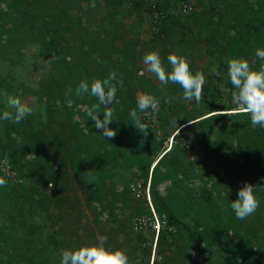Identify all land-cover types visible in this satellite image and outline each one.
Wrapping results in <instances>:
<instances>
[{"label": "trees", "instance_id": "obj_1", "mask_svg": "<svg viewBox=\"0 0 264 264\" xmlns=\"http://www.w3.org/2000/svg\"><path fill=\"white\" fill-rule=\"evenodd\" d=\"M68 1L0 0V59L7 57L14 68L19 63L16 57L20 55L18 48L21 47V42L31 38L38 42L39 61L44 64V68L49 66L51 73L60 69L64 73L56 77L51 75L40 79L36 88L23 89L22 94L32 95L37 101L36 106L39 105L47 113L52 108L51 103L54 104L55 109L52 114H58L60 107L65 108V126L68 129L67 136L62 134L57 137L51 133L32 132L30 126L36 119L32 115L19 124L11 120H0V162L5 160L13 173L9 178L0 171V178L6 180V188L0 187V264H60V250L72 248L77 236L76 231L79 232L81 219L72 212L76 200L65 194L66 192L71 194V177L75 179L89 212L94 215L90 224L97 228L100 236L114 233L116 238L120 226H127L123 222L128 214L132 217L131 220L141 216L152 220L154 213L158 222H162L164 227L158 230L151 264H164L165 254L170 256L171 262L173 260L178 264H264V239L246 219L239 220L235 217L229 198L236 197L222 193L218 188L212 193L210 189L197 187V182L206 184L210 179L205 169L209 164L206 163L204 168L200 169L202 163L198 158L195 161H190L188 158L190 153L196 156L204 155V149L210 144L206 135L211 132V125L218 123L216 134L220 144L219 151H216L217 158L221 164H225L224 170L228 175L232 167L245 172L246 179H249L250 184L254 186V194L259 205H262L260 213L256 210L251 216L263 219L264 223L262 215L264 128L253 129L249 116L243 112L214 113L234 109L233 107L216 109L218 105H212L209 100L202 98L204 107L194 111L192 118L180 119L181 128L178 132L173 125L169 126L168 117H160L161 110L156 112L157 120H161L158 122L162 133L159 135L157 132L156 137L152 134L150 137H144L141 146L150 147V150L156 154L169 136H172L174 143L168 150L161 151L151 170L148 188L151 207L144 198L135 199L131 196L128 180L132 178H127L126 184L120 187H115L112 181L107 179L101 182L99 187L95 184L93 179L102 176L103 168L110 171L117 166L113 165L112 161L109 163L105 161L109 156L107 152L106 155L94 157L89 155V158L85 155H65L69 147L72 149H74L72 145L77 147L78 142L73 140L75 134L86 133L91 129L90 122L81 109L87 110L92 104L98 103L95 97L87 94L82 98L75 96L74 87L78 86L82 79L90 84L93 78L102 80L107 78L110 72H115L116 80H123L122 87L117 84L116 100H119L121 95L130 100L134 99L137 87L134 85L131 89H127L130 88V77L127 76L126 66H131L137 56L135 45L131 42H137V35L140 33L138 25L135 26L138 28H134L135 31L130 27L124 29L120 23L112 19L114 26L111 25L112 29L108 30L109 27L100 25L102 22L93 25L94 21L90 17L85 20V25L88 27L86 32L84 25L79 27L77 25L79 16L70 13V10L72 8L76 13L81 14L80 6L83 3L89 6V2L92 5L93 0ZM203 1L205 9L209 11L207 14L210 24L207 20L205 23L210 25V31L204 34L202 42L208 60L212 62L218 59L216 65L211 64L215 72H227V62L230 59L243 58L248 61L250 53H254L258 48L264 49V0ZM56 2H62L61 8L59 11H52L50 6ZM169 2V0H156L150 3L145 0H104L101 3V0H94L95 6H90V11L95 16L103 7L108 9L105 17L110 19L129 17L131 12L143 9L152 21L153 12L157 11L161 13L162 18H159L160 21L158 19L156 22L153 21L152 26L149 25L152 30L150 42L156 46H165L166 43L163 41L165 34L177 25L180 26L178 17L168 15L166 11ZM180 3L190 4L188 0H180L177 8ZM123 4H127L128 7L121 11ZM242 7L245 8L241 9ZM193 13L191 16H185L187 22L204 15ZM165 16L167 18L163 19ZM204 19L203 17L202 20ZM222 22L227 24L223 27ZM181 26L184 30L185 26L183 24ZM230 27L235 29L233 35L227 33ZM187 29L191 32L189 25ZM222 29L229 36L224 37ZM79 31H83L84 35L87 34L83 42L78 46H68L61 33L75 37ZM130 33L134 34L131 38ZM184 35L187 37L188 34L183 33ZM77 37L79 38L80 35ZM235 38H240L241 42L238 44ZM152 49L145 48V51L148 53L153 51ZM10 55L13 57L9 58ZM114 55L118 59L113 60ZM224 56L228 59L220 60ZM94 59L99 60L94 73L89 75L82 73L80 69L88 66ZM203 70L205 71V67ZM7 81L4 77H0V114L4 111L14 112L13 109L7 108L6 97L2 93L6 91L9 95L15 96L16 88L21 87L17 85L19 87L15 88L9 80ZM67 84L74 88L71 106L67 103L69 98L66 95ZM227 84L232 91L229 78ZM216 94L219 95L218 90L210 97ZM46 100L50 104L46 103ZM122 103H124L122 108L130 106L128 103L125 104V100L121 105ZM112 105L110 107L114 110L115 122H112L109 128L119 132L118 121L123 122V114L125 116L129 111H123L121 105L118 107ZM130 107L131 110H138L135 105ZM76 114L84 116L85 120H73ZM95 131L98 130L95 128ZM189 133L192 137L188 135ZM92 135L101 136L100 133L93 134V132ZM40 136L43 139L39 141ZM107 139L102 137L100 142L103 143L101 147L104 151L115 140V138L110 141ZM30 145L31 148L27 149L26 146ZM90 145H93V142ZM30 152L36 155H30ZM252 154L253 157L255 156L253 160L250 158ZM54 161L61 163L58 162L59 167ZM147 161L146 165L139 167L143 186L146 183L151 160ZM67 164L70 173L61 170ZM88 171L90 174L85 175ZM49 184L52 185L51 190L56 189L54 192L53 190L51 192ZM6 203H9V207ZM138 237L142 239L143 233H139ZM78 246L80 244H77ZM105 246L111 247L108 241ZM141 248L145 251L142 255L146 256L145 263H147L150 244L149 246L142 244ZM195 253L197 255H194ZM129 262L135 264L133 261L129 260Z\"/></svg>", "mask_w": 264, "mask_h": 264}, {"label": "rangeland", "instance_id": "obj_2", "mask_svg": "<svg viewBox=\"0 0 264 264\" xmlns=\"http://www.w3.org/2000/svg\"><path fill=\"white\" fill-rule=\"evenodd\" d=\"M103 1L104 0H101V3ZM145 1L150 3L156 0H145ZM169 1L170 2L168 3V6L166 7V11L168 15L178 17V22H180V26L179 25H177L176 27L174 26L175 28H172L171 30H169V32L165 34V38L163 41L166 42L167 44L171 40V38H173V40L174 39L177 40L182 37L183 38L182 43L177 42L176 44L175 43L176 40H175L173 42V45L169 44L167 47H171L170 50L172 51V53L176 54V52H178L177 55L184 56L187 58V61L189 62V65H190V68L193 74L196 71L203 72L205 76V84L203 86L202 98L209 100L212 103V105H218L216 109H228V107H231V108L233 107L234 109L235 104L233 103L231 92H230L231 87L227 84V80H228L227 72L226 71L225 73L219 72V75H217L216 74L217 71L215 72L214 70L215 68H213L214 66L212 67L211 64L215 63L214 65H216V63L218 62V59L210 62L208 60L207 54L204 53L205 46L203 45L202 39H203L204 34L207 33V31H210V25H207L205 23V21L207 20L208 24H210L209 22L210 20L208 18L209 11L208 9L207 10L205 9V5H204L205 2L203 0H188L190 5L194 9L193 12H195V15L200 14V13L204 15H201L199 17L201 21L197 18H194V19H190L187 22L185 19V16H182L181 14L178 13L177 6L180 0H169ZM247 1H250V0H247ZM68 2H70V0ZM127 4H123L122 9L120 10L122 11L125 8H127L128 7ZM61 5H62V2H56L53 6H50V8L52 11H59L61 8ZM90 6H91L90 2H89V6L83 3L82 6H80L81 7L80 10H82L81 14L76 13L74 9L72 8L70 10V13L77 14L79 16V21H78L79 23H77V25L78 27L80 25L82 26L84 25L86 32L88 30V27L85 25V20L88 17H90L94 21L93 25H96V24L99 25L98 23L102 22L100 25H103L106 28L109 27L108 30L112 29L111 25L114 26L113 25L114 22L112 21V19L120 23L124 29L130 27L134 31H135L134 28L136 29L139 28L140 30L139 35H137L138 37L137 42H131L135 45V49H136L135 51L137 52V56L131 63V66H128V65L126 66L127 68L126 73L128 74L127 76L130 77V80H129L130 84L128 83L130 88H127V89H131L132 87H134V85L135 87H137V90L134 93V99L130 100L126 98L124 95H121L119 96V100H116L117 103L113 104L112 106L118 107L119 105H121V102L123 100H125V104L128 103L130 106L132 105L136 106V99H137L138 93H147L151 96L154 95L153 97H156L159 100V110H161L160 117H164V118L168 117L169 126L173 125L174 128H178L179 124L181 123L179 122L180 119L182 118L190 119L192 114H194V111L198 109L200 110L202 109L201 107H204L202 100L198 105L196 104L194 100L192 101L184 100L183 90L180 88L179 85L173 84V83H169L167 86L161 85L158 79L153 74L145 70V65L143 63V57L145 54H147L145 51V48L152 49L153 47L152 50L156 51L155 47L157 46L150 42V39H151L150 32L152 30L151 28H149V25L152 26L153 21L149 18V15L145 13L143 9L131 12L129 17H122V18L114 17V18L108 19L107 17H105V13L108 9H104L103 7H101V12L100 11L96 12L97 15L93 16L94 14L90 11L91 9ZM243 8L245 7H242L241 9ZM204 11L206 14L204 13ZM193 12L191 14H194ZM203 17L205 18L204 20H202ZM166 18L167 17L165 16L163 19H166ZM48 21H51V20H48ZM182 24L183 26H185L184 30H182L181 28ZM226 24H227L226 22L225 23L222 22L223 27ZM136 25H138V28L135 27ZM188 25L190 26V29H191V32L189 33L187 31ZM234 30H235L234 28L230 27L227 33L229 35L230 34L233 35ZM83 33H84L83 31H79V34H76L75 37H71L72 35L71 36L66 35V33H61V35L64 38V42L68 46L72 47L74 45L78 46L80 42H83L84 38L87 36L86 33H85L86 36ZM183 33L188 34L187 37H185V35L183 36ZM223 33H224V37L225 35L229 36L228 34H226L224 30H223ZM78 35H80L79 38L77 37ZM131 36L133 37L134 34L132 33L130 35V38ZM234 40L238 44L241 42L240 38H235ZM142 43H144V45ZM37 46L39 47L38 42H36L34 38H31L30 40L24 39L21 42V47L18 48L20 55L19 57H16V61L19 63L14 68H12L7 57L0 59V77H4L6 81L9 80L10 83L15 88L19 87L17 85H21V87L16 88L15 96L19 97L22 102L26 103L33 110L32 116L35 117L36 119H34L35 122L30 126V130L32 132H37V133L40 132V133H45V134L51 133L52 135L54 134L57 135V137L62 136V134L67 136L68 129L65 126L66 124L65 123V116H66L65 108L60 107L58 109L59 111L58 114H52V111H55V109H54V104L51 103L52 108L47 113L39 105L36 106L37 101L32 95L22 94L23 89L28 90L29 88H36L37 83L40 81V79L47 78L51 75L56 77L57 75L64 73V71H62L61 69L58 71L55 70L53 73H51V71H49L48 69L49 66H46V68H44V64L41 61H39L40 54H39V50ZM158 51H160V48L158 49ZM255 53L256 51L254 53L249 54L248 62L254 70H258L262 61L259 60V58L255 55ZM226 56H224L220 60L223 61V59H228ZM10 57H13V56L10 55L9 58ZM112 59L116 60L118 58L114 55ZM98 61H99L98 59L92 60V62L90 63L91 65L88 64V66H85V68H81L80 71H83L82 73L84 74L87 73L88 75L94 73L95 69L98 66L96 64ZM164 67L166 68L165 65ZM204 67H205V71L203 70ZM139 77L141 78L138 79ZM43 86L44 85H42V87ZM205 87H207V89H205ZM68 88H69V85H68ZM119 90H121V88ZM175 90L178 92H175ZM217 90L219 92V95L216 94L217 96L213 95L210 97V95L216 93ZM121 93L122 92L120 91V94ZM58 99L59 98H57L56 101H58ZM46 103L50 104V102H48L47 100H46ZM123 104L124 103H122L121 108ZM85 106L87 107V105ZM130 106L128 108H122L123 111L126 110L129 112H127L125 116L123 114V122L118 121L117 128H119V132L116 131L117 135L115 136V140L113 141L112 144H109L107 148L104 146L106 148V151H104V149L101 147L103 145V143H100L102 140V137L92 135V132L93 134H97L99 133V131H95V126L93 125L94 122H92L91 119H88V121L90 122L89 126H91V129L89 130L87 128L88 130L86 133H80L78 135L75 134V136L73 137L74 138L73 140H76L78 142L77 147L75 145H72L74 149H72V147L71 148L69 147L65 151V155H77V156L85 155L86 158H89V155H91V157H94L96 155H106L105 153L107 152V155L109 156L108 157L106 156L107 158L105 161L107 163H109V161H112L113 165H117V166H114V168L110 169V171L109 169L104 170L103 168L102 176L100 178H96V180L93 179V181L98 187L100 183L105 181L106 179L107 181H112L111 183H113L115 187L116 186L120 187V185L126 184L125 180L127 178H132L128 180V183L135 181L137 179L141 180L142 177H141V171H139V167L142 165H146L148 163L147 160L149 159L152 162L156 157H158V155L161 153L164 147L169 145L167 141H166V144L163 143V147L159 148V151L156 154H154L150 150V147L148 148L142 147L141 140L142 141L145 140L144 135L140 133L137 129H135L134 126L132 125V120L130 117V112H131ZM86 111H87L86 109L85 110L81 109V112H83V114H86ZM221 112L226 113V111H221ZM137 113L141 117V121L147 124L142 119L143 115L139 111V109L137 110ZM72 119L73 120L81 119L82 121L85 120L84 116L82 117L80 116V114L74 115ZM158 121H161V120L160 119L156 120L154 124L152 125L147 124L149 137L151 134L153 135V137L154 136L156 137L157 132L159 133V135L162 133L159 130L160 122ZM165 127H168V126H165ZM217 127H218V123L211 125V132H209V134L206 135V139L209 141L210 144L208 145L207 148L204 149V155L199 154L198 156H194L195 157L194 160H196V157H197L199 161L202 163L200 165L201 166L200 169H203L206 163L209 164L208 168H205V169H207L210 179L207 181L206 184H204L203 182H197V187H205V189L206 188L210 189L212 193H214L215 189L218 188L220 189L222 193H228L230 196H235L237 198L236 194L239 188L242 187L245 182L250 184V181L249 179H246L245 172L243 170H240L237 168L234 169L232 167L231 168L232 171L231 173H229V175L224 170L225 164H221L216 155V151H219L218 149H219V144H220L219 137L216 134ZM87 133L90 135H87ZM188 135H190V133ZM190 136L192 137V135ZM137 137H139V139ZM47 138L48 137L46 136V139ZM42 139L43 138L40 136L39 141ZM107 140L110 141V139H107ZM92 142H93V145H90ZM114 142L119 143V145H116V143L114 144ZM172 142L174 143V140H172ZM234 144H236L235 141H234ZM31 145L26 146V148L30 149ZM88 145H90L89 148H88ZM31 154L36 155L35 153L30 152V155ZM253 155L254 154H252L250 157L251 160H253L255 157V156L253 157ZM31 157L32 156H30V158ZM188 158L190 159V155L188 156ZM241 158L242 157H240V159ZM73 159H75V156ZM58 162L54 161L57 167H59ZM59 164L61 163L59 162ZM129 165H130V168H129ZM68 166L69 164H67L66 167L63 166L61 168L62 172L66 171L67 173H70V170H69L70 167ZM72 172H74L73 168H72ZM71 179H72L70 180V185L72 187L71 194H67L66 192L67 189L65 190L66 192L65 194L69 196L70 198H73V200H76L75 201L76 204L73 205L75 209L72 212H75L76 215H78V217L81 218L79 221V226H78L79 232L76 231L77 236L75 239V243L72 245V248H79L81 246L95 243L97 240V237L100 235H99V232L97 231V228H95L94 225L90 224L91 221H93L94 215L91 212H89L88 207H86L84 197L79 192L75 179H73L72 177ZM251 185L253 186V184ZM4 187L6 188V186ZM4 187H2V189H4ZM52 190L54 192L56 189L54 188ZM73 190L75 191L73 192ZM235 199H233L232 197L229 198L230 202L234 201ZM6 205L7 207H9V203H6ZM261 209H262V205H259V207L257 208V210H259V213ZM262 212H263L262 215L264 217V211ZM131 218L132 217L131 216L129 217V214L126 217H124L125 220L123 224L127 226L126 227L120 226L119 233L117 234L116 238H114V233L110 235L104 234V236H107L108 245L111 246V248L121 249L126 254L129 253L127 254V256L129 257V260L133 261L135 264H139V262L140 264H151L150 262L153 258L154 249H155L154 247V240H155L154 237L156 233L155 221L145 216V218H148L147 226L143 229H132L130 227ZM127 220L129 221V223H127ZM246 220L251 225H253L254 228L257 229L258 233H260L261 237L264 239V226L262 225L264 224L263 219L252 218V216H249L248 218H246ZM139 233H143L142 239H139L138 237ZM151 234H153V237H151ZM115 239H117L118 241H115ZM77 244H80V246L77 247ZM142 244L144 246H149L150 244L149 261L147 263H145L146 256L142 255V253L145 252L143 251V248H141ZM129 251H131L132 253H130ZM194 255H197V254L195 253ZM169 257L170 256L168 254H165V257L163 259H165L166 262L164 264H178L174 262L173 260L171 262V260H169Z\"/></svg>", "mask_w": 264, "mask_h": 264}, {"label": "clouds", "instance_id": "obj_3", "mask_svg": "<svg viewBox=\"0 0 264 264\" xmlns=\"http://www.w3.org/2000/svg\"><path fill=\"white\" fill-rule=\"evenodd\" d=\"M91 6H95L94 0ZM177 9L179 12V8ZM255 55L262 61L258 70H254L249 62L243 58H233L227 62V76L232 85L231 96L235 104V108L232 111H241L248 115L253 129L256 127L264 128V49L258 48ZM167 60L171 66V71L165 69L158 52L151 51L143 57L145 70L153 74L161 85L167 86L169 83L179 85L183 90V99L186 101L194 100L198 105L202 100V91L205 84L203 72L196 71L193 74L189 62L184 56L170 53ZM216 74L219 75V72ZM117 84L122 87L123 80L117 81L116 73L110 72L107 78L102 80L93 78L90 84L87 80L82 79L75 88L76 97L82 98L87 94L95 97L98 101V103L92 104L87 108V120L91 119L101 137H107L108 139H113L117 135L115 130L109 128V125L114 121V110L110 106L116 102ZM72 94L73 90L69 87L66 92V95L69 97L67 100L69 106L73 104V100L71 99ZM2 95L6 97L7 108L13 109L14 112L4 111L0 114V120H11L19 124L23 119L32 115V108L22 102L19 97L9 95L6 91L3 92ZM136 106L146 117H150L152 113L158 112L159 100L147 93H138ZM130 117L134 128L146 138L148 136V125L141 121V117L138 115L136 109L131 110ZM180 128L181 126H178L176 132H178ZM170 137L172 136H169V138ZM169 138H167V143ZM172 143L173 142L164 147L163 151L168 150ZM159 157L158 155L149 165L150 169L148 168L145 186H143L142 181L138 179L128 183V190L131 183H140L142 185L143 195L137 198L132 197L135 199L144 198L149 207H151L149 192L147 190V198L145 188H149L151 170ZM194 159L193 157V160ZM87 174H90V171L85 173V175ZM4 186H6V180L0 178V187ZM48 187L51 188L52 185L49 184ZM236 195L237 198L231 202L230 207L237 219L244 220L253 215L259 207V201L254 194V186L245 182L243 186L239 188ZM152 215H154V213H152ZM154 217L155 215L152 219L158 222L157 218ZM133 221L134 219L131 220L130 225L132 229ZM156 227L163 228L164 225L162 222H158ZM157 234L158 232L155 233L154 237V247ZM107 239V236H98L96 242L93 244L81 246L79 248L61 249L59 253L60 264H130L129 257L123 250L105 246Z\"/></svg>", "mask_w": 264, "mask_h": 264}, {"label": "built area", "instance_id": "obj_4", "mask_svg": "<svg viewBox=\"0 0 264 264\" xmlns=\"http://www.w3.org/2000/svg\"><path fill=\"white\" fill-rule=\"evenodd\" d=\"M191 10H192V6L190 4H188V3H180V5H179V12H180V14H182V15H188V14H190ZM152 18L154 19L153 21L156 22L157 19L162 18V15H161V13H159L157 11H154L153 14H152ZM142 115H143V118L142 119L148 125L154 124V122L157 120V113L156 112L155 113H152L150 117H146L144 115V113H142ZM171 142H172V137H170L168 139V143H171ZM194 156H196V155L193 154V153H190V160H193V157ZM196 159H197V157H196ZM193 161H195V160H193ZM0 171L6 177L11 178L13 176V173L8 168L7 162L5 160H1V162H0ZM147 190L148 189L146 187L145 188L146 197L148 198ZM129 191H130L131 196L136 197V198L143 195V187H142V185L140 183H131L129 185ZM157 223L158 222L155 220L156 233L158 232V229H159V228L156 227ZM147 224H148V218H145V217H137L132 222L133 229H143V228H145L147 226Z\"/></svg>", "mask_w": 264, "mask_h": 264}, {"label": "crops", "instance_id": "obj_5", "mask_svg": "<svg viewBox=\"0 0 264 264\" xmlns=\"http://www.w3.org/2000/svg\"><path fill=\"white\" fill-rule=\"evenodd\" d=\"M187 31L189 32V29H187ZM191 31V30H190ZM176 39H174L173 40V38H171V40L164 46V45H162V46H164V47H162V46H157L156 47V52H158L159 53V55L161 56V60H162V62H163V64L166 66V70H168V71H171V66H170V64H169V62H168V60H167V57H168V55L170 54V53H172V51L170 50V48L171 47H167L169 44L170 45H173V42L175 41ZM177 42H179V43H182L183 42V38L181 37L180 39H177L176 40V44H177ZM166 43V42H165ZM160 48V51H158V49ZM178 51V50H177ZM150 52V51H149ZM148 52V53H149ZM185 52V51H184ZM178 52H176V54H177ZM175 54V53H174Z\"/></svg>", "mask_w": 264, "mask_h": 264}, {"label": "bare ground", "instance_id": "obj_6", "mask_svg": "<svg viewBox=\"0 0 264 264\" xmlns=\"http://www.w3.org/2000/svg\"><path fill=\"white\" fill-rule=\"evenodd\" d=\"M227 112H228V113H231V112L234 113L235 111H226V113H227ZM214 113H218V114H219V113H222V112H221V111H216V112H214ZM223 113H224V112H223ZM211 115H212V114H211ZM189 123H190V122H189ZM185 125H186V124H185Z\"/></svg>", "mask_w": 264, "mask_h": 264}]
</instances>
